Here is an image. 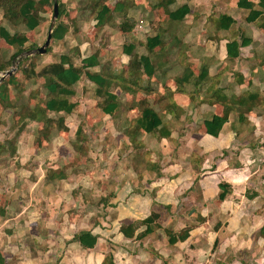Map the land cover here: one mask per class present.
<instances>
[{
    "label": "crops",
    "instance_id": "obj_1",
    "mask_svg": "<svg viewBox=\"0 0 264 264\" xmlns=\"http://www.w3.org/2000/svg\"><path fill=\"white\" fill-rule=\"evenodd\" d=\"M237 1L215 2L220 9L217 16L227 14L235 21L229 29L217 30L222 59L216 64L212 61L214 73L211 69L208 71L213 83L215 78L218 80L213 84L215 87L223 86L226 81L223 87L230 86L235 94L248 89L255 92L250 89L253 84L244 82L247 80L245 69H260L258 73L264 81V29L257 22L246 20L248 10L239 7ZM250 1L259 8V0ZM241 36L250 38V43L240 47L239 56L233 59L240 63L233 69L230 65L228 68L224 62L226 43L233 39L239 41ZM228 70H236L242 83L232 84L226 76ZM250 76L255 77L253 73ZM204 97L200 94V103L192 100L184 107L177 102L181 109L179 117L170 116L173 119L168 120L161 117L170 134L163 137L157 131L158 172L154 164L138 165L134 160L137 154L148 155L146 136L155 132L138 131V136H130L126 133L128 124L122 127L126 131L119 130L115 119L100 112L111 119L110 132L113 128L121 134L112 139L117 156L107 171L111 178L101 181L99 188L103 196L98 199L104 209L102 215L96 213L97 206L90 204L86 191L79 192L88 188L92 174L75 175L63 168L54 177L55 169L45 171L39 163L40 158L47 155L50 158L52 153L43 151L37 144L32 152L22 151L23 131L13 154L0 147V193L5 198L0 207V253L4 264H103L107 254L115 264H249L248 261L254 264L233 250L232 243L240 238L244 239L243 255H252L258 262L264 248L259 234L262 223L252 224L239 208L243 205L241 202L254 201L258 196L254 193L263 190L257 183L261 173L253 168L264 159V114L250 112L247 119H240L231 112L214 136L206 132L204 121L221 115L216 110L221 105L212 104ZM194 110L202 113L192 115ZM135 139L137 145L143 146L140 150ZM47 140L51 144V138ZM122 151L126 154L119 157ZM261 164L264 168V162ZM219 182L228 183L229 192L241 193L242 197L220 200ZM72 184L78 186V195L73 199L70 198ZM36 198L40 202H32ZM26 200L30 202L26 204ZM152 213L157 216H151L152 220L144 223ZM7 223H15L22 230H10L5 226ZM131 224L132 235H124L120 228L123 226L129 231L127 227ZM186 228H189L188 237L174 243L164 233V229L177 233ZM81 231H90L97 237L92 248H85L74 240L73 236ZM217 251L221 253L215 261Z\"/></svg>",
    "mask_w": 264,
    "mask_h": 264
},
{
    "label": "rangeland",
    "instance_id": "obj_2",
    "mask_svg": "<svg viewBox=\"0 0 264 264\" xmlns=\"http://www.w3.org/2000/svg\"><path fill=\"white\" fill-rule=\"evenodd\" d=\"M35 1H37V3L34 12L40 16V23L33 30H27L22 24L14 25L11 21H8L4 16V7L0 4V27H5L10 33H14L15 31L25 33L27 37V42L24 44L25 51L43 45L50 29L53 0H46V3H42V0ZM57 1L62 4V15L55 20L54 25L56 21H62L66 24L68 29L63 38H52L47 47L49 51L43 54L34 53L26 55L25 51H23L20 55L11 60L7 69L0 70V79H5L9 75H4V77L1 78L3 72L15 66V70L12 73L14 74L13 80L18 82V86L21 84L24 86V89L22 86L23 91L19 92L11 84L8 86L7 100L5 98L0 100V138L3 140L0 142V147L6 151L11 150L10 146L14 145L15 139L18 140L19 135L22 133L21 131L18 135L16 134V128L19 125V122L16 121L21 113L32 109L38 100L46 99L45 90L41 88L44 87L43 79L39 74L36 76L30 71L38 73L49 63L59 61L60 55L67 56L68 60L74 65H81V59L83 57L97 53L99 64L92 67V71L124 73L126 75L131 55H126L123 52V44H135L132 55L137 54L139 56L147 52L145 47L147 37L154 36L158 32L161 33L162 46H156L155 50L157 52H162L161 58L163 57L162 60L165 61L164 64L161 67H157V70L151 77L143 74L137 85L135 82L125 83L126 81L123 80L122 86H118L119 82L112 81L109 87L112 91L117 93V101L119 103L118 109L116 110L118 118H115V124L119 130L125 131L126 129L122 127L128 124L127 127L129 129H127L126 133L130 136H138L140 134H137L138 131L132 132L131 124L139 114L141 103L148 101L150 104H153L154 108L163 119H173L170 118V116L174 117V114L168 112L166 105L167 96H172L173 98L171 97V100L173 101L174 99L176 103L178 102L180 105H183V107L190 105L192 101L186 94L176 89L174 76L185 70H190L194 72L196 77L198 69L202 65H208V71L211 69L214 73V69L211 67L212 61L216 64L219 62V59H222L220 58L222 55V44L220 47L219 34L217 33L214 19H212L213 17L215 19L218 18L217 14L220 13V9L215 2L218 3L221 2V0H178V3L171 5L172 8L180 6L183 3H188L189 7L192 9V11L190 10V13L179 23L171 22L168 19V8L164 5L157 6L158 0H108L107 3L111 10L106 14L102 24L97 22L96 15L103 1ZM225 1L230 4V0ZM238 18L240 19V15ZM15 49V46L8 45L0 37V64L7 62ZM18 59L19 62H17ZM152 60L156 64V58ZM224 62L228 63L226 67L229 68L231 66V69H233L237 62L240 63L239 60L233 62V60L228 58L224 59ZM259 70L260 69L250 71L249 69H245L247 80L244 82L246 84L249 83V85L253 84L254 86H250V89L254 90V93L261 96L264 101V81H261L258 73ZM226 72L227 78H231L232 84H234L237 79L236 73L238 72H236V70H228ZM250 73H253L255 77L253 78V76H250ZM25 75L27 76L26 78ZM28 77L30 79H28ZM216 79L217 78H215L214 83L211 79L209 80L212 84H217L218 80ZM193 80L194 79L191 77L190 81L193 82ZM210 81L205 84L200 92L201 95L205 96L204 99L209 102L211 100L209 96L205 94V88L210 84ZM257 82L258 84H255ZM125 84L127 85L126 87L123 86ZM221 85H226V81ZM96 87L97 86L86 77H82L74 85L75 94L70 99L75 103V107L71 113L67 114L68 116L62 114L65 119L63 124L68 125L67 134L52 127L48 128V125L44 122H39L37 124L28 120V124L22 133L24 136L22 140V151L28 153L32 152L35 150L34 146L37 144L43 147V151L52 153L50 158H48V155L42 158V160L40 158L39 163L45 171L46 169H55L54 177L58 176L59 171H62L63 168H66V170L69 169L68 172L75 175L79 172L92 174L88 188H83V190L79 192L85 190L90 204L94 205L95 208L97 206L96 211L98 212L96 213L102 215L104 209L102 205H100L98 199L103 196H100L101 192H99V188L102 186L101 181H107L111 178L107 171L111 170L112 163L117 156V149L114 147L112 139L121 134L113 128L110 132V127L108 128V125H111L112 121L108 118L109 116L104 117L102 113H100L99 103H103L104 100L96 94ZM165 89L168 90L165 92ZM193 89L194 86L190 84L187 91L191 92ZM198 95L195 97L198 103H200L201 98H199ZM5 102H10V106L4 105ZM216 110L222 113L221 106H218ZM200 111L201 110L196 113L194 110L191 114H200L202 113ZM52 116L58 117L59 114L52 113ZM236 116L239 118L240 113L236 112ZM78 127L80 128V133L77 135L75 132ZM154 132V135L151 133L150 136H146L145 147L147 148H145V150L149 152L148 155L140 156L137 154L134 160L138 165L141 163L146 164V166L154 164V167L157 166L156 172H158L160 145L156 142L158 139L156 138L158 132ZM102 136L106 137L101 138ZM32 138L35 140L32 141ZM49 138L52 140L51 144L47 143V139ZM135 141L136 148H139V150L143 148V146L137 145L136 139ZM139 141L142 140L139 139ZM112 153H114L113 156ZM125 154L126 152L122 151L119 157ZM28 161L32 163L30 158ZM262 162H264V159L261 162L259 161V165L254 166L253 169L261 173V178L257 180V183L262 186L263 190L256 192L258 196L254 201L249 202L244 200V202H241L240 205H243L239 208L243 211L244 215L251 219L252 224L256 223L257 225L264 222V168L261 164ZM50 165L54 167L48 168ZM220 183L222 182L217 184L218 194L221 191V193H225V197H228L230 200L235 196L237 199L242 197L241 193L233 194L228 191L229 187L227 189L224 184L221 186ZM71 187L73 188L71 189L70 198L73 199V196L78 195V186L76 187L72 184ZM0 195L1 207V201L4 198H2L3 192H1ZM20 199H22V197H20ZM36 199L38 200H33L32 202H40L39 198ZM26 201V204L30 202L29 200ZM261 218L262 221L260 222L259 220ZM5 226L10 227L8 228L10 230L13 228L22 230L20 227H16L15 223H7ZM19 226H21L20 223ZM243 240V238H240L239 241L236 239L232 243L235 253H237L240 258H247L251 262H254V264H264V248H262L258 256L260 260L255 262L252 255H243L245 246ZM7 243H10V241L7 240ZM218 253L221 252L217 251L214 256L215 261H217L220 256L217 255ZM248 263L250 264L249 261Z\"/></svg>",
    "mask_w": 264,
    "mask_h": 264
},
{
    "label": "trees",
    "instance_id": "obj_3",
    "mask_svg": "<svg viewBox=\"0 0 264 264\" xmlns=\"http://www.w3.org/2000/svg\"><path fill=\"white\" fill-rule=\"evenodd\" d=\"M103 1L100 10L97 11L96 20L99 23H103L106 14L111 10L108 5V0H97ZM35 0H0V4L4 7V16L8 21H11L14 25L22 24L25 29L33 30L40 23V16L34 12L36 9ZM42 3H46V0H42ZM175 0H158L157 6L164 5L168 8V19L171 22L179 23L182 21L187 14L190 13V7L188 4H182L180 6L172 8L171 5L175 4ZM259 8L254 7V3L250 0H238L237 5L241 8L247 9L248 14L246 20L248 22H257L260 27L264 29V0L258 1ZM62 4L58 2V17L62 15ZM234 18L227 14H221L217 19H214L215 26L217 30L229 29L234 23ZM67 26L62 21H56L51 33V39H62L67 32ZM0 37L10 46H15L16 49L10 55L7 62L0 64V70L7 69V66L11 60L20 55L25 51L24 44L27 42V37L25 33H19L15 31L10 33L5 27H0ZM250 43V38L241 36L240 40L233 39L226 43V57L228 59H235L239 56L240 47L246 46ZM162 36L161 33H157L154 36L147 37L145 41V47L147 52L142 55H132V50L135 48V44H123V52L126 55H131L129 61V67L126 71V75L123 73H105L104 71H92V67L99 64L97 53L90 54L81 59V65H74L68 57L65 55H60V59L57 62L49 63L44 66L38 73L30 71L36 76L39 74L43 79L46 99L38 100L36 105L29 110L21 113L16 122L19 125L16 128V134L18 135L28 124V120L31 122L39 123L44 122L48 125V128H55L63 133L68 132V127L63 124L64 117L62 114L67 115L71 113L75 107V103L70 99L75 94L74 85L82 78L86 77L89 81L93 82L97 87L95 89L96 94L100 96L104 102L99 103L100 110L110 115L113 119L118 118L116 110L118 109L117 94L110 89V84L112 81L119 82L118 86H122V81L125 83H134L137 85L140 77L145 74L151 77L153 73L157 70V67H161L165 61L162 60V52H157L155 50L156 46H162ZM27 49V48H26ZM49 51V49H47ZM46 51V52H47ZM156 58V64L152 59ZM23 60V59H22ZM21 63V62H20ZM30 74V73H29ZM14 74L9 75L5 79H0V100H7L8 86H12L19 92L23 91L24 86L21 84L18 86V82L14 81ZM238 79L236 82L242 83V77L239 73H236ZM27 76L25 75V78ZM33 77V76H30ZM193 78V82L190 78ZM28 79H30L28 77ZM127 79V80H126ZM174 81L176 83V89L179 92L186 94L191 100H196V97L200 96L202 88L209 81L208 75V65H202L197 72L195 77L194 72L190 70H185L182 73L174 76ZM193 85V91H187L189 85ZM23 86V89H22ZM126 87L127 85H123ZM168 89H165V92ZM41 92V91H40ZM171 92V91H170ZM205 94L210 98V102L218 103L221 105L222 114L213 115L210 119L204 121L206 132L216 136L220 131L224 122L228 120V116L231 112L240 113V119L246 118L247 115L252 112L253 114L262 115L264 114V101L261 96L254 92L244 91L235 95L231 91L230 86L226 87H215L212 83L208 84L205 88ZM32 93V92H31ZM30 93V94H31ZM169 93V91H168ZM33 94V93H32ZM34 95V94H33ZM172 97V96H171ZM170 96H167V108L174 116L179 117L181 114L180 106L176 102L171 100ZM173 98V97H172ZM40 102V103H39ZM10 102H5L4 105L10 106ZM138 105V104H137ZM138 107V106H137ZM139 114L134 119L131 124L132 132L144 131L146 133H151L158 131L163 137L169 136L168 126L164 123L160 114L154 108L153 104L148 101L140 104ZM25 110V109H24ZM52 113L59 114L58 117L52 116ZM242 116V117H241ZM77 135L80 133V128L78 127L75 132ZM16 135V136H17ZM10 146V153L15 152V143ZM10 143V142H9ZM228 189V183H220ZM230 191V189L228 190ZM257 195V193H254ZM253 194V195H254ZM252 195V197H253ZM225 193L218 194L220 200H224ZM251 197V195H250ZM151 216H157L152 213L149 217L145 218L143 222H150L152 220ZM130 230H126L125 227H121L120 230L126 236H130L133 233V224L128 225ZM164 233L168 236L170 243H174L178 240H185L189 235V228L183 229L177 233L171 230L164 229ZM259 234L263 240L264 244V222L262 223ZM74 240L78 241L80 245L85 248H92L96 242L97 237L93 235L90 231H81L74 236ZM0 264H4V257L0 253ZM103 264H115L113 262L112 256L107 254Z\"/></svg>",
    "mask_w": 264,
    "mask_h": 264
},
{
    "label": "water",
    "instance_id": "obj_4",
    "mask_svg": "<svg viewBox=\"0 0 264 264\" xmlns=\"http://www.w3.org/2000/svg\"><path fill=\"white\" fill-rule=\"evenodd\" d=\"M58 17V1L57 0H53V13H52V19H51V23H50V29L49 32L47 34L46 40L44 41L43 45L36 47L34 49H29L27 51H25L26 55H31L34 53H39V54H43L46 53L47 51V47L49 46L50 40H51V32L52 29L54 27V22ZM19 62V59L18 61ZM15 70V66H13L11 69H8L7 71L3 72V75L1 76V78L4 77V75H11L13 73V71Z\"/></svg>",
    "mask_w": 264,
    "mask_h": 264
}]
</instances>
